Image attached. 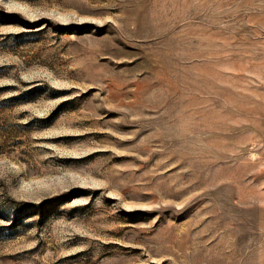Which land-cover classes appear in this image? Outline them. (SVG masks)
<instances>
[{
  "label": "rangeland",
  "instance_id": "rangeland-1",
  "mask_svg": "<svg viewBox=\"0 0 264 264\" xmlns=\"http://www.w3.org/2000/svg\"><path fill=\"white\" fill-rule=\"evenodd\" d=\"M0 264H264V0H0Z\"/></svg>",
  "mask_w": 264,
  "mask_h": 264
},
{
  "label": "bare ground",
  "instance_id": "bare-ground-1",
  "mask_svg": "<svg viewBox=\"0 0 264 264\" xmlns=\"http://www.w3.org/2000/svg\"><path fill=\"white\" fill-rule=\"evenodd\" d=\"M108 85H109V84H108ZM108 85H107V86H108ZM110 86H112V85H110ZM110 86H109V88H110ZM232 216H235V215H232ZM230 217H231V216H230ZM244 217H245V216H244ZM233 218L238 219V218H240V217L236 218V216H235V217H233ZM241 218L243 219V217H241ZM248 218H249V217H248ZM240 220H241V219H240ZM233 221H234V219H233ZM244 221H245V220H244ZM252 221H253V220H252ZM252 221H251V222H252ZM231 222H232V221H230V223H231ZM240 222H242V221H240ZM240 222H239V223H240ZM245 222H246V221H245ZM236 223H237V221H236ZM231 224H232V223H231ZM228 225H229V224H228ZM234 225H235V224H234ZM223 226H224V225H223ZM231 226H232V225H231ZM248 227H249V226H248ZM250 227H251V226H250Z\"/></svg>",
  "mask_w": 264,
  "mask_h": 264
}]
</instances>
